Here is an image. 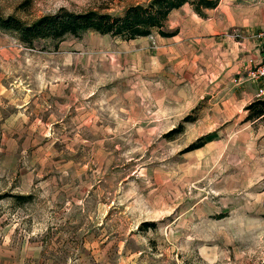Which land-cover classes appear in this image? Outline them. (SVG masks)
<instances>
[{"label": "rangeland", "instance_id": "1", "mask_svg": "<svg viewBox=\"0 0 264 264\" xmlns=\"http://www.w3.org/2000/svg\"><path fill=\"white\" fill-rule=\"evenodd\" d=\"M148 1L0 0V15ZM194 14L168 15L171 38L87 32L28 48L0 30V264L264 260V115L247 119L232 88L216 94L206 52L182 36L203 25Z\"/></svg>", "mask_w": 264, "mask_h": 264}, {"label": "crops", "instance_id": "2", "mask_svg": "<svg viewBox=\"0 0 264 264\" xmlns=\"http://www.w3.org/2000/svg\"><path fill=\"white\" fill-rule=\"evenodd\" d=\"M194 15L201 19L197 21L203 25L188 26V31L182 36L187 34L186 37L193 38L197 48L206 52V69L202 71L209 76V83L216 87V94L223 95L232 88L230 101L241 103L246 111L248 104L258 100L255 98L256 84L251 80L253 85L247 81L234 84L230 81L243 78L261 58L264 47V0H221L216 8L208 10L205 17ZM174 30L176 33L172 37H177L179 31Z\"/></svg>", "mask_w": 264, "mask_h": 264}, {"label": "trees", "instance_id": "3", "mask_svg": "<svg viewBox=\"0 0 264 264\" xmlns=\"http://www.w3.org/2000/svg\"><path fill=\"white\" fill-rule=\"evenodd\" d=\"M219 0H149L145 4L127 6L120 15H110L95 11L81 13L60 9L55 14L38 17L31 22H24L13 16L0 15V30L12 33L28 48L38 40L61 41L65 36H79L87 32L110 35L122 40H133L150 36L156 32L161 37H172L176 30L166 31L165 22L168 15L188 4L199 17H205L203 10L216 8ZM247 119L256 120L264 115V100H255L245 107ZM187 119V118H186ZM192 143L185 151L201 147ZM29 196H16L28 200ZM259 264H264V260Z\"/></svg>", "mask_w": 264, "mask_h": 264}, {"label": "built area", "instance_id": "4", "mask_svg": "<svg viewBox=\"0 0 264 264\" xmlns=\"http://www.w3.org/2000/svg\"><path fill=\"white\" fill-rule=\"evenodd\" d=\"M247 77L256 84V98L264 100V47L260 60L247 70Z\"/></svg>", "mask_w": 264, "mask_h": 264}]
</instances>
